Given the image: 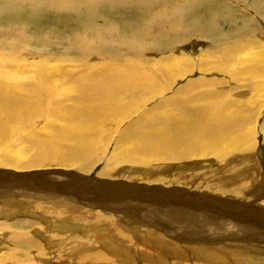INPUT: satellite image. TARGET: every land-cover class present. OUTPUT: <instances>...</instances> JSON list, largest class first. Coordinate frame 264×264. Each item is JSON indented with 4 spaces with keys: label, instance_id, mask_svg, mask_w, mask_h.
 Returning a JSON list of instances; mask_svg holds the SVG:
<instances>
[{
    "label": "bare ground",
    "instance_id": "6f19581e",
    "mask_svg": "<svg viewBox=\"0 0 264 264\" xmlns=\"http://www.w3.org/2000/svg\"><path fill=\"white\" fill-rule=\"evenodd\" d=\"M29 1L0 0V17H2L0 20L6 25L4 27L6 35L11 32L12 27L15 28V25L26 17V11L22 10L25 5L21 2ZM101 1L110 5L111 9L106 12L108 15H117L122 11L120 9L135 10V13L137 9L143 14V19L137 21V24H133L135 21H124L125 24L116 27L109 25L107 19H99L97 14V16L92 15L90 11L76 24L77 30L84 32L83 35H77V41L67 40L65 36V41L55 39L49 42L54 51H57L58 46L66 44V53L75 52L80 55V60H85L82 63L76 61V57L72 60L76 63L72 66L81 65L85 69V74L80 81L67 85L64 93L61 94L63 98L66 93L69 97H74L70 106L62 107L52 101L50 95L53 89L50 88L55 87V81L48 80L43 62H36L34 72L27 77L18 76L27 72L23 66L16 68V72L13 75L10 73V76L0 73V151H2L0 193L7 187L17 185L31 193L38 191L45 194L46 192L42 191L39 184L51 177V173H47V170L51 168L61 172L68 169L75 170L74 175L82 173L86 180L79 175L76 176L79 177L80 183L86 184L90 180L87 177H90L96 165L104 161L103 170L96 172L98 177H104V179L94 178L93 180L98 182V187L100 184H105L102 190L95 191L96 188L89 185L87 189L81 186V193H79L80 189H76L75 194H52L58 197L55 202L62 201L60 206L63 207H65L64 204L75 203H78V206L82 204L93 208L98 206L95 208L103 211L104 204L108 200L112 204L111 209L115 214L120 215V219L139 203L152 204L150 200L157 196L160 197L156 198L159 201L157 203H161L164 200L162 198H168L169 201L175 198L177 204L191 209L190 213L196 212V217H203L204 214L199 213L203 210L218 211L224 216L221 219L223 221L215 229L212 227L208 230L211 231L209 236L192 238L184 235L185 241L195 243L193 246L185 245L183 248L185 249L183 252L187 251V254H184V260L188 257L198 260L210 259L209 261L213 258L218 259L221 251H225L220 248L226 249L224 245L232 239H237L241 243H244L246 239L264 240V238H257V233L250 234V232L255 233L250 223L259 218H247L249 221L246 222L242 214L237 212L238 210L249 211L251 206H243L238 201L228 198L218 201L211 197H204L200 195L204 194L200 189L199 192L192 191V193L181 189L183 187L178 179L184 178L178 176L180 172L166 176L167 174L164 175L163 171L155 173L143 171V166L155 164L166 165L167 169L177 166L181 171L183 169L188 171L190 163L197 166L196 163H209V158H212L221 166L231 167L226 174L221 175L214 192L222 195L232 193L247 201L246 191L257 181L253 177L252 169L258 165L251 160V155L247 157L244 154L259 149L264 151V127L260 130L258 137H254L255 126L249 116V101L244 98L242 90L243 83L246 82V91L253 93L259 106L264 104V44L257 42L256 36L254 38L252 35L256 32L253 30L256 27V23L252 21L254 18L247 17L238 10L239 7L235 8L226 3L218 5V10H209L205 5H200L197 0H194L195 3L192 4L193 6L190 4L191 7L188 10L185 9L186 12L171 6L172 0H137V3H135L136 0H132L134 8L128 6L132 4L131 0ZM237 1L240 4L239 2L243 0ZM159 4L163 6V11L151 12ZM73 6L72 0H48V7L56 11L55 15L50 17L54 25L57 26L59 23L62 10H65V14L68 11L71 14L75 13ZM239 6L246 8L244 5ZM230 7L234 9L233 15L219 18V15L225 14L224 9L227 10ZM249 9L254 11V16H258L260 21L264 19V1L251 4ZM17 10L20 12L16 18H9L12 11ZM194 10L197 13L200 11L202 15L189 18L188 12ZM92 16L101 23H107L104 33L89 28L94 21L89 18ZM130 18L134 20V17ZM234 18L239 19L242 22L241 25ZM68 19L70 20V17ZM225 20L229 31L222 33L221 28ZM167 29L181 32L186 37L192 38L191 43L194 45L196 43L200 45L201 41H207L209 44L199 53L200 57L196 60L197 65L194 68L198 75L196 80H189L186 84L181 82L175 85L176 88L173 84L188 77L193 66L191 59L179 51L180 47L185 48L186 42H183L180 36L168 35ZM35 31L39 32V30ZM150 33L151 36H149ZM256 34L263 37L259 32ZM25 37L27 36L23 35L24 40H28ZM12 44L15 45L14 39L6 46H12ZM30 44L38 45L44 50L48 46L46 36L43 34H40L37 41L33 39ZM175 47L178 48L177 51L170 52ZM148 53L150 55L164 54L163 57L159 55L161 59L157 56L159 61L153 63V66L143 68L144 54ZM93 56L102 61L88 60ZM217 85L220 86L218 89ZM192 106H196V109L192 110ZM137 112L136 119L128 121L122 128L117 127ZM41 117L58 120L61 126L49 127L50 130L45 127L44 130L32 134L27 130L24 134L25 125L29 126L33 121L41 120ZM147 118H150L152 123L149 124L150 127L144 128L143 120ZM115 132L117 136L114 141L117 146L108 155L106 142L112 140H106ZM257 138L260 140L258 143L255 141ZM111 139H113L112 136ZM62 142L68 143L67 148L61 147ZM28 146L32 152L34 151L32 155L29 154ZM238 156H241V159H238ZM95 157L98 158L96 161ZM90 159H93L91 164ZM196 160L198 162H195ZM234 160L237 163H234ZM121 163L139 165L126 168L137 177L129 175L125 169L119 171ZM5 168L12 170L7 171ZM23 173L27 175L23 176ZM60 174L64 176L63 173ZM226 176L232 181L226 180L224 178ZM120 179L125 180V183L113 182ZM244 180H247L246 184L238 185V182H244ZM32 181L33 183L30 184ZM227 181L232 182V186ZM139 182L141 184H135ZM61 187L64 192L71 190V187L65 184H61ZM87 190L91 191V195L95 192L107 199L104 202L93 200L89 198L90 193ZM252 191H260L259 193L263 194L264 182L262 185L258 183ZM182 199L189 203H183ZM258 200L259 198L255 199L251 205L257 204ZM53 203L47 206L55 209ZM0 204L2 205V199ZM257 212L263 213L260 209ZM99 213L92 211L91 214H97L98 217ZM52 223L55 225L56 221L53 220ZM34 224L29 222L26 226L34 229ZM237 226L245 230L240 232ZM35 231L42 232L40 227H35L32 233ZM84 234L88 236L90 234L91 237L85 240L80 239L70 245L63 243L59 252L55 253L57 258L52 260L54 244L45 247L46 251L41 254V257L33 256L32 250L41 249L39 243L19 233L11 238L16 245L13 246L10 242L9 248L1 247L0 264H113V258L106 253L105 249L116 253L125 249L124 233L117 228L115 231L103 227L100 230L87 229ZM88 244L91 245L89 248ZM160 245L167 254L174 258L178 256L179 247L176 244L160 243ZM211 245L220 248L214 249ZM92 246L93 248L90 249ZM117 247L120 250H117ZM97 249H101L104 253ZM44 255L46 256L43 257ZM140 257L138 255L134 259Z\"/></svg>",
    "mask_w": 264,
    "mask_h": 264
},
{
    "label": "rangeland",
    "instance_id": "374dc122",
    "mask_svg": "<svg viewBox=\"0 0 264 264\" xmlns=\"http://www.w3.org/2000/svg\"><path fill=\"white\" fill-rule=\"evenodd\" d=\"M72 1L74 2L73 9L75 13L71 14V12L68 11L65 14L64 13L65 10L64 11L62 10L61 15H60L61 17H59V23L57 24V26L54 25L52 19L50 18L55 15L56 11L48 7V0H42V1L41 0H30L29 2H21V3H24L25 5L22 7V10L26 11V17L22 19V21L18 22V24L15 25V28L12 27L11 32H8L7 35L4 31L5 30L4 27L6 25H4L0 20V37H1L0 38V60H2V62H0L1 63L0 73L6 76H10V73L13 75V73L16 72L15 70L16 68L23 66L24 70H27V72L23 71L24 74L18 73L19 75L18 74L16 75L20 77H27V76H30V74L34 72V69H35L34 64H36V62L37 63L43 62L46 66V74L49 77L48 80L55 81V85H54L55 87L52 86V88H50V89H53V92L50 95V97L53 102L60 104L62 107L70 106L74 98V97H69L67 93L65 94L64 98L62 97L61 94L64 93L63 91L66 88V86L73 83L74 81L75 82L80 81L83 75L85 74V69L81 65L72 66L76 64L72 60L74 57H76L75 60L78 61L79 63H82L85 60L83 61L80 60V55H78L75 52H70L71 54L66 53L65 52L66 44H62L60 47L56 46L57 51H54L53 46L51 47V44H49V42L55 39L60 40V41H65L66 38L67 40H71V41L74 40V42L77 41L78 40L77 35H83L84 32L77 30L76 24H78L80 22V19L85 17V15L90 11L92 15H95V16L98 15L99 19L105 18L108 20L109 25H114L116 27L120 26L121 24H125L124 21H135L133 24H137V21L143 19L142 18L143 14L139 12L137 9L135 13H134L135 10L120 9V11L122 10L121 12H123L122 14L121 12H118L117 15L116 14L108 15L106 12L109 11V9H111L110 5H108L107 3L106 4L102 3L101 0H72ZM197 1H198L197 3H199L200 5H205L209 10L210 9L218 10L219 9L218 7L221 6L222 3H226L235 8L239 7L238 10H241L247 17L254 18V20L252 21L256 23V27H254L253 30L256 31L257 33L258 32L261 33L263 37H260L259 35H257L256 32L255 34H252V35L254 38L256 36L257 42L260 41L259 42L260 44H264V19L260 21L258 16L256 17L254 16V11L252 9H249L251 4L257 1L263 2L264 0H243L242 2H239L240 4L237 3L238 2L237 0H221V1L220 0H197ZM130 3L132 4H129L128 6L134 8L133 6L134 2L131 0ZM135 3H137V0ZM171 3H172L171 6L177 7L178 9H182L183 11H186L195 2L194 0H172ZM207 3L211 5L209 6ZM196 5L198 6V4ZM239 5L246 6L248 10L245 7H242ZM232 7H230L227 10L224 9L225 14L219 15V18L222 16L231 17L234 11ZM16 8H19V7H16ZM162 11H163V6L159 4L155 6L151 12L161 13ZM19 12H20L19 10L14 11V12L12 11L14 15L11 13V15H9V18L12 17L15 19ZM200 15H202L200 11H198V13L196 10L188 12L189 18L198 17ZM68 17H70V20L68 19ZM130 17H134V20L131 19ZM1 18L2 17H0V19ZM89 18L94 19L92 26L89 27L90 29H96V31H99L102 33L106 31L105 28L108 26L107 23H101L100 20L95 19L94 16L89 17ZM234 19L236 20V22L239 23V25H241L242 22L239 21V19H236V18ZM226 23L227 22L225 20L221 28L222 33L223 32L227 33L229 31V29L227 28V25H225ZM8 24H12V23H8ZM130 26L133 27L131 24ZM121 27L123 28L124 26H121ZM16 28H18L17 31H16ZM56 29L58 30L56 31ZM35 30H39V32ZM40 34L45 35L47 39L48 46L45 50L40 49L38 45L30 44V42L33 39L37 41ZM167 34L174 36V37L180 36L182 41L186 42V44L184 45L185 48L180 47L179 51L181 52L182 55L186 56L187 58L189 57L191 59L190 62L193 66V69L188 75V77L180 79L173 84L174 88H176V86L181 82L182 84H186V82L189 80H196V78L198 77V75H196L197 70L194 69L195 66L197 65L196 60H198V58L200 57L199 53L201 51H204L209 46V44L207 43V41L206 42L201 41L200 45H198V43L194 45L191 43L192 38H189L188 36L186 37L181 32L172 31L169 29H167ZM23 35L27 36L25 38H28V40L25 41L23 38ZM151 35L152 34L150 33L149 36ZM47 36L49 37L47 38ZM13 39H14L15 45L17 46L13 44L12 46H6V44L9 43L10 41H13ZM26 43L29 45H27ZM193 47L194 49H192ZM177 49L178 48L175 47L173 50L171 49L170 52H176ZM72 53H74V55ZM163 54L164 53L162 54L153 53V55L152 54L150 55L149 53L144 54L145 64L142 65L143 68L153 66V63L154 64L157 63V61H159V59L163 57ZM159 55L160 56L162 55V57L160 58ZM157 56L159 57V59H157ZM88 60H91L92 62L102 61L101 59L100 60L97 59L96 56H93L91 59L89 58ZM243 85L244 87H242V90L244 92V98L249 101V107H248L249 116L254 122L253 126H255L254 127V137H258L260 130L264 127V104H261L259 106L258 101L254 97L253 93L246 91V87H245L246 82H244ZM219 87L220 86L217 85V89ZM195 107L196 106H192L191 107L192 110L196 109ZM141 111H142V108L140 109L139 112L141 113ZM137 116H138V112L137 114L131 116L129 119H126L127 121L124 120L117 127L119 128H122V126L124 127V125L128 121L132 119H136ZM141 117H143V115ZM150 123H152L150 118L144 119L143 127L144 128H146L147 126L150 127L149 125ZM57 126H61V122H59L58 120L54 121L51 119H44L41 117V120H35L32 122V124H29V126L25 125L26 130L24 134H26L27 130L29 133L32 134V133L38 132L39 130H44L43 128L45 127L52 128V127H57ZM50 128L48 130H50ZM111 136L113 139H111ZM116 136L117 135L115 132L109 135L110 138L107 137L106 141L112 140L111 142H106V148H107L106 152L108 153V155L112 151V149H115L117 146L114 141ZM255 141L257 143L260 142L258 138ZM60 145L63 148H67L68 143L62 142L60 143ZM27 148H30V146H28ZM1 152L2 151H0V155L2 156ZM33 152L30 148L29 154L32 155ZM106 152L105 154H107ZM101 156H99V158ZM244 156H247V157L250 156L251 160L255 162L256 165H258L256 166V168L252 169V172L254 173L253 177H255L257 181L248 187L246 194H245L247 201H244V199L242 198L236 197L232 193H227L225 195H222L221 193L214 192L216 184H218L220 178L224 174H226V172H228L231 167L227 165L221 166L220 163L214 162L213 159L209 157H208L210 160L209 163H202V162L196 163L198 164L197 166L195 164L190 163L191 166L187 168L189 169L188 171H186L185 169L181 171L180 168H178L177 166H176L177 168L173 167L172 169H169V168L167 169L166 165H157V164L143 166L144 167L143 171H146V173L147 172L155 173L156 171H160V172L163 171L164 175L167 174L166 176L170 174L174 175V173L178 174V172H180L181 174H178V176H183L184 178L182 179V177H180L178 179L180 180V184L182 185L181 187H183L181 189L189 190L191 193L192 191L199 192V189H200V191L203 190V193H204V194H200L201 196L208 197V198L211 197L218 201L222 199L226 200L228 198L230 200L238 201V203L242 204L243 206H251L253 209L250 208L249 211L243 212L238 209H237L238 211L237 210L235 211L241 213L243 218L246 219V222L249 221L247 218H251V219L259 218V219H254L253 222L250 223V227L255 232V233L250 232V234L257 233L258 235L257 238L263 239L264 238V229H263L264 227L263 226L264 192L262 194V192L261 193H259L260 191L255 192V191H252V189L256 188L258 183L262 185L264 182V151L259 149L258 151L249 152L248 154H244ZM237 158L241 159V156H238ZM97 159L96 157L94 158L95 161ZM92 162H93V159H90L89 163L91 164ZM101 162L102 161H100L98 165H96V167L94 168V170L95 169L96 170L95 171L93 170V172L89 175L90 177H87L90 180L87 181L86 184L79 182L80 181L79 177L76 176L79 174L74 175L76 173L74 172L75 170L72 171L68 169V170H64V172H61L60 170L51 168L47 170V173H51L50 174L51 177H49L45 181H42L39 184L42 187V191L46 192L45 194H42L38 191H35V193L34 192L31 193L25 190L24 188H22L21 186H17V185L13 187H7L3 192H1L2 194L0 193V199H2V205L0 204V250H2L3 247L9 248L11 246L10 242H12L13 246L16 245V243L13 242V239L11 238L16 237L19 233H23L26 235V238H30L32 241L36 240L41 247L40 250L31 251V255L33 256L36 255V256L41 257L42 256L41 254H43L46 251L45 247H48L50 244H54L53 247L55 251H53V254H52L53 256L51 257V259L53 260L57 258V254L55 253L59 252V250L61 249L60 246L63 245V243L70 245V244L77 242L80 239L85 240L86 238L91 237L90 234L89 236L84 234L87 229H89V231L95 230V228L100 230V228L103 227L104 229L109 228L110 231H115L117 228L121 233H124L123 242L125 245V249H123L122 251L118 253H116L115 251H109L105 249L106 253L109 254L111 258H113V264H137V263L138 264H264V240H247V239L244 241V243L238 242L239 240L237 239L229 240L228 241L229 243L224 245L227 247L226 249L220 248L216 245L214 246L211 245V248H214V249L220 248L221 250H225V251H221L222 252L221 256H219L218 259L213 258L211 259V261H209L210 259L198 260L196 258L190 259L188 257V258H185L184 260V254H187L186 253L187 251L183 252L185 251V249H183L185 245H188V246L195 245L194 242L192 243L190 241H185L184 235L192 237V238L193 237H207L210 235V232H211L208 230H210V228L212 227L215 229L216 226L223 221L221 219H223L224 216L220 215L218 211L213 210L210 212L208 211L205 212L203 210V211H200L199 213L202 212L204 216L196 217L195 216L196 212L190 213L189 211H192V210L185 207L184 205L177 204V201L175 198L173 201H169L168 198H162L164 200L161 203H157L159 201L156 198H160V197L159 196L152 197V200H150L152 204L139 203L135 205L134 209H130L127 213H125V215L121 219L119 218L120 215L115 214L114 211L111 209L112 204L108 200L104 204L103 211L98 208H95L98 206H95L93 208L92 206H88V205L85 206L82 204L81 205L79 204L78 206L77 205L78 203H75L72 205L64 204L65 207H63V206H60V204H62V201L55 202L58 197L52 194L54 193H59V194L65 193L68 195L75 194L76 189H80L79 193H81L82 192L81 186H84L87 189V185H89V186H92V188H96L94 189L95 191L100 190V189L102 190L103 189L102 187L105 184L104 183L103 185L100 184L98 187V184H97L98 182L93 181L94 178L104 179V177H100V176L98 177V173H96V172L102 171L104 168L103 166L104 161L102 163ZM195 162H198V161L196 160ZM233 162L237 163L236 160H234ZM203 164H205V166H203ZM129 166L138 167L139 165L134 166V165L127 164V163H121L119 167L120 168L119 171H121L122 169L126 170V168H129ZM5 169L7 171L12 170L11 168H5ZM139 169H143V168L139 167ZM162 169H165V170H162ZM125 172H128L129 175L137 177L135 174H132L130 170H126ZM60 173H63L64 176H62V174ZM24 175H27V173H23V176ZM79 176L82 179L86 180V178H84V175H82V173ZM224 178L226 180L227 179L230 180L227 176ZM230 181H227V183H229L230 186H232V182ZM113 182L114 183H125V180L123 181V179L122 180L120 179V181L115 180ZM196 182L199 183L200 185L197 184ZM32 183L33 181L30 184ZM227 183L225 185H227ZM246 183H247V180H244V182L242 181L238 182V185H244ZM61 184L70 186L71 190L69 192L67 191L64 192L61 187ZM135 184L139 185L141 184V182L135 183ZM87 191H89L90 193L89 198L93 200H96V201L99 200L101 202H104V200L107 199V197L99 196L95 192L92 193L91 195V191L90 190H87ZM261 194L262 196H259ZM257 198H259L257 204L254 203L255 205L252 206L251 204ZM145 200L148 201L147 199ZM52 202H54L52 205L54 206L55 209H51L47 206L49 203L51 204ZM70 203H73V202H70ZM183 203H189V201L183 200ZM161 204H163L164 206ZM91 209L94 212L95 211L97 213L100 212L99 213L100 216L97 217V214H91L92 213V211H90ZM259 209L263 213L258 214L257 210ZM53 220L56 221L55 225L52 223ZM71 220L73 221L71 222ZM21 222H22V225H21ZM29 222L33 224L35 223L33 228L35 229V227H40L42 232L35 231L34 232L35 234L32 233L34 229H31L30 227L26 226ZM237 227L239 228L240 232H243L242 230H245V228L243 227H240V226H237ZM152 239L154 240L152 241ZM160 243H164V244L168 243L171 245L176 244L179 247V249L177 250L179 252V254H177L178 256L174 258L170 254H167L166 252H164V250L161 247L162 245H160ZM88 245H89L88 246L89 248L91 245L90 244ZM92 248L93 246L90 249ZM97 250L102 251L101 249H97ZM117 250H120V249L117 247ZM138 255L141 257L138 259H134V257ZM45 256L46 255H44L43 257Z\"/></svg>",
    "mask_w": 264,
    "mask_h": 264
}]
</instances>
